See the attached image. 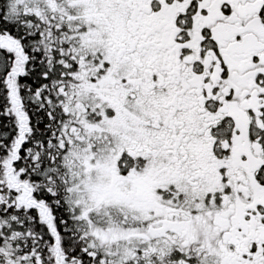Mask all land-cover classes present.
<instances>
[{"label": "snow or ice", "instance_id": "obj_1", "mask_svg": "<svg viewBox=\"0 0 264 264\" xmlns=\"http://www.w3.org/2000/svg\"><path fill=\"white\" fill-rule=\"evenodd\" d=\"M0 264H264V0H0Z\"/></svg>", "mask_w": 264, "mask_h": 264}]
</instances>
